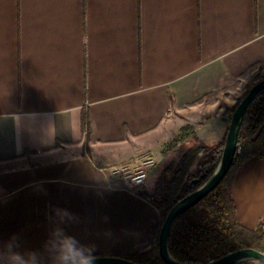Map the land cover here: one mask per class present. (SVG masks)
Masks as SVG:
<instances>
[{"label": "crops", "instance_id": "0c3cea01", "mask_svg": "<svg viewBox=\"0 0 264 264\" xmlns=\"http://www.w3.org/2000/svg\"><path fill=\"white\" fill-rule=\"evenodd\" d=\"M256 67L264 0H0V240L40 249L62 227L96 257L151 250L161 215L118 167L150 154L163 171L185 126L187 149L222 143ZM232 198L256 230L264 159L236 170Z\"/></svg>", "mask_w": 264, "mask_h": 264}, {"label": "trees", "instance_id": "16d2710c", "mask_svg": "<svg viewBox=\"0 0 264 264\" xmlns=\"http://www.w3.org/2000/svg\"><path fill=\"white\" fill-rule=\"evenodd\" d=\"M247 91L231 109L233 114ZM83 128L88 138V117L83 118ZM195 140L193 130L185 126L179 135L170 141L162 152L168 157L179 147ZM225 139L217 146L209 147L196 142L177 161L164 167L152 192H141L139 196L152 204L161 215V227L169 211L183 198L194 192L211 177L217 168ZM86 150L89 151L86 146ZM252 158L264 159V94L248 108L243 119L237 150L232 168L219 186L197 206L181 216L173 225L168 241L172 257L182 264H208L230 253L253 249L264 254V219L254 231L243 228L237 220L236 207L232 198V186L236 170ZM206 174V179L192 185L194 179ZM156 250L127 257L136 264H164ZM240 264H261L246 261Z\"/></svg>", "mask_w": 264, "mask_h": 264}, {"label": "water", "instance_id": "95a60500", "mask_svg": "<svg viewBox=\"0 0 264 264\" xmlns=\"http://www.w3.org/2000/svg\"><path fill=\"white\" fill-rule=\"evenodd\" d=\"M264 94V79L256 83L249 90L246 97L241 101L231 116L228 132L225 138L224 147L220 162L214 173L202 186L179 201L167 214L161 227L158 238V254L164 264H182L175 260L170 254L168 241L171 229L175 222L187 213L190 209L197 206L204 198L213 192L223 181L232 168L234 157L237 150L238 136L243 119L250 105ZM206 179V174L194 179L191 184L197 185ZM246 261H257L264 264V254L253 250L243 249L230 253L216 261L208 264H240ZM95 264H136L125 258L119 257H96Z\"/></svg>", "mask_w": 264, "mask_h": 264}, {"label": "clouds", "instance_id": "9594fccd", "mask_svg": "<svg viewBox=\"0 0 264 264\" xmlns=\"http://www.w3.org/2000/svg\"><path fill=\"white\" fill-rule=\"evenodd\" d=\"M62 222H75V215L67 209H53ZM95 246L81 243L64 228H56L40 249L22 247L13 236L0 240V264H95Z\"/></svg>", "mask_w": 264, "mask_h": 264}, {"label": "rangeland", "instance_id": "374dc122", "mask_svg": "<svg viewBox=\"0 0 264 264\" xmlns=\"http://www.w3.org/2000/svg\"><path fill=\"white\" fill-rule=\"evenodd\" d=\"M262 79H264V69H262L261 67L253 68L251 73L248 75V77L244 78L241 82V85H239V89H238L237 94H236V97H237L236 101H238L247 91H249L251 89V87H253L256 83H258ZM231 116H232V113L229 112L228 113L229 119H231ZM187 147L188 146L183 145L179 151H175L172 154H170V155H174V159L172 160V158H169L168 161L165 162L164 167L169 165V163L171 161L179 160V158L181 157V154H183V152L187 149ZM90 153H91V151L89 152V154ZM170 155L168 157H171ZM140 156H137L136 158H134L130 162L123 164L122 166L118 167L117 171L119 172L124 167H129V169H131L132 166L134 165L135 161L137 159H139ZM162 168H163L162 165H158V166L154 167L149 172V175H148L147 180H146V187L144 189L147 193H150L152 191V189L154 188L155 183H156V181H157V179H158V177L162 171Z\"/></svg>", "mask_w": 264, "mask_h": 264}, {"label": "built area", "instance_id": "2783aa9c", "mask_svg": "<svg viewBox=\"0 0 264 264\" xmlns=\"http://www.w3.org/2000/svg\"><path fill=\"white\" fill-rule=\"evenodd\" d=\"M155 165L156 161L152 155L143 154L135 161L131 169L124 167L119 172L130 189H137L144 186L149 172ZM151 250H156V246L154 245Z\"/></svg>", "mask_w": 264, "mask_h": 264}]
</instances>
